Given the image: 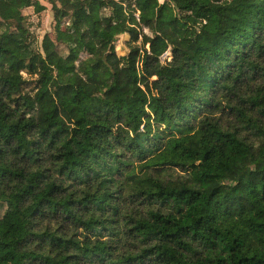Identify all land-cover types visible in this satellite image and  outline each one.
Here are the masks:
<instances>
[{"label":"trees","instance_id":"obj_1","mask_svg":"<svg viewBox=\"0 0 264 264\" xmlns=\"http://www.w3.org/2000/svg\"><path fill=\"white\" fill-rule=\"evenodd\" d=\"M46 1L39 47L0 0V264H264V0Z\"/></svg>","mask_w":264,"mask_h":264},{"label":"rangeland","instance_id":"obj_2","mask_svg":"<svg viewBox=\"0 0 264 264\" xmlns=\"http://www.w3.org/2000/svg\"><path fill=\"white\" fill-rule=\"evenodd\" d=\"M42 4L46 6V9L42 11L39 14L33 13L32 8H25L22 10V13L26 16L27 18V27L30 31V33L35 37L37 40V46L40 47L42 38L44 35L48 34L49 36H53V21H52V12L50 9V4L46 0H39ZM162 2L163 0H159ZM0 30H2V24H0ZM128 35L127 34H120L117 37L115 44V51L118 55H125L128 53V45H127V40H128ZM57 51L65 55L66 54V49L63 45L57 43L56 44ZM147 48V46L145 47ZM82 55H85L82 53ZM171 58V51L170 49L166 50L164 54L160 56V61L162 63L168 61ZM60 112L58 111L56 113V116H58ZM2 214V210L0 209V216Z\"/></svg>","mask_w":264,"mask_h":264}]
</instances>
